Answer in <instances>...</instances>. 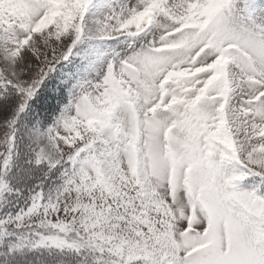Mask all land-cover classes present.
Instances as JSON below:
<instances>
[{"label":"snow or ice","instance_id":"6c2138e0","mask_svg":"<svg viewBox=\"0 0 264 264\" xmlns=\"http://www.w3.org/2000/svg\"><path fill=\"white\" fill-rule=\"evenodd\" d=\"M0 264H264V0H0Z\"/></svg>","mask_w":264,"mask_h":264}]
</instances>
